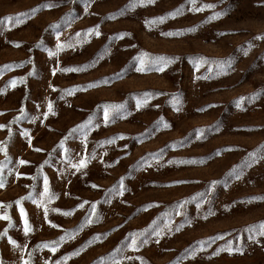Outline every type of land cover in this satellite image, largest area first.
<instances>
[{"label":"rangeland","instance_id":"rangeland-1","mask_svg":"<svg viewBox=\"0 0 264 264\" xmlns=\"http://www.w3.org/2000/svg\"><path fill=\"white\" fill-rule=\"evenodd\" d=\"M4 17L0 264H264V0H0Z\"/></svg>","mask_w":264,"mask_h":264},{"label":"snow or ice","instance_id":"snow-or-ice-1","mask_svg":"<svg viewBox=\"0 0 264 264\" xmlns=\"http://www.w3.org/2000/svg\"><path fill=\"white\" fill-rule=\"evenodd\" d=\"M148 2H152V0H148ZM46 6H51V5H46ZM130 7L131 6H134L133 4H130L129 5ZM204 7H212V5H205ZM194 10H200V9H194ZM33 11H35V10H33ZM174 13H168V15H173ZM14 18L13 17H4V18H0V23H3L5 20H7V21H12ZM16 19V21L17 22H19V18L17 17V18H15ZM156 19H158V20H163V17H159V18H156ZM192 29H189V31H191ZM89 32H92V31H95V29H89L88 30ZM170 34V33H169ZM96 35H99V32H96ZM57 47L59 48L60 47V45H57ZM52 53L50 52L49 53V55H51ZM170 62V61H169ZM79 69H69V68H66V69H62V71H78ZM138 70H140V69H138ZM157 70H162V69H160V68H158ZM66 91H71V89H69V90H66ZM241 99H243V98H241ZM237 107H239V101L237 102ZM52 111V105H51V102H49V104H48V112H51ZM48 112H45L44 113V115L45 116H47L48 115ZM90 119L91 118H89V122H90ZM108 119V112H107V110H105V120H107ZM165 126H167V125H165ZM4 126L3 125H0V128H3ZM106 143H108V142H111V141H105ZM5 151V149H4V147H2V146H0V152H4ZM19 163L20 164H24V163H27L26 161H24V160H20L19 161ZM45 163H47V161H45ZM84 164H85V160L84 159H81L80 161H79V163L78 164H73L72 165V167H75V168H77V170H79L81 167H83L84 166ZM0 187H3V182H2V180H0ZM93 187H96V185H93ZM47 191H48V188H47V179H45V187H44V192H42L40 195L43 197L44 195H45V193H47ZM25 198H31V194H29V197H22L21 199H25ZM253 199H264V197H254ZM35 202V201H34ZM19 203H20V200H17L16 201V204L17 205H19ZM82 205H77V207H81ZM95 207V205L93 204V208ZM47 211H48V209L47 208H45V218L47 219ZM54 211H59V210H54ZM20 212H21V218H22V220H23V218H24V210L21 208L20 209ZM65 215H68L69 213H64ZM177 214H179V213H177ZM4 219H8V217H4ZM53 227H58L57 225H52ZM30 230V228H29V225H28V223H27V221L25 220L24 221V231H25V233H27L28 231ZM249 231H252V229H249ZM5 233H0V236H3ZM160 233H157V235H159ZM257 235H260V236H264V224H261V226H260V231H258L257 233H256ZM63 239H65V237H60V240H63ZM9 243H11V244H15V241H13V240H11V238H9ZM201 243H203V242H201ZM134 244H135V237L133 236V246H134ZM44 246H47V245H44ZM54 250V249H53ZM232 249L231 248H229V251H231ZM74 255L75 254H78L77 252H74L73 253ZM21 264H30V261H28V260H24L23 258L21 259ZM57 264H59V262H57Z\"/></svg>","mask_w":264,"mask_h":264}]
</instances>
